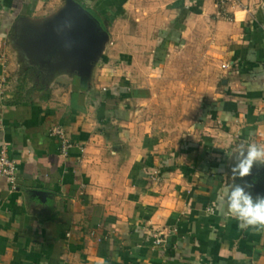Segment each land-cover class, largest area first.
Masks as SVG:
<instances>
[{
	"label": "crops",
	"instance_id": "0c3cea01",
	"mask_svg": "<svg viewBox=\"0 0 264 264\" xmlns=\"http://www.w3.org/2000/svg\"><path fill=\"white\" fill-rule=\"evenodd\" d=\"M216 2L0 0V264H264V0Z\"/></svg>",
	"mask_w": 264,
	"mask_h": 264
},
{
	"label": "clouds",
	"instance_id": "9594fccd",
	"mask_svg": "<svg viewBox=\"0 0 264 264\" xmlns=\"http://www.w3.org/2000/svg\"><path fill=\"white\" fill-rule=\"evenodd\" d=\"M254 164H264V144L250 143L240 147L233 173L241 178L250 175ZM251 185L233 184L222 189L220 196L226 202L228 212L242 226L264 229V196L253 197L248 191Z\"/></svg>",
	"mask_w": 264,
	"mask_h": 264
},
{
	"label": "built area",
	"instance_id": "2783aa9c",
	"mask_svg": "<svg viewBox=\"0 0 264 264\" xmlns=\"http://www.w3.org/2000/svg\"><path fill=\"white\" fill-rule=\"evenodd\" d=\"M229 1L232 0H217V8L225 12L226 5ZM236 1V0H233ZM50 132L57 135L59 137V153L66 157L70 153V149L73 146L72 141L70 140L69 136L67 135L64 127L60 124H56L50 128ZM18 174V164L16 160L11 155L9 148L6 144H3L0 148V175L6 177L9 181V184L15 187L16 177ZM164 239L161 236H156L154 241L156 243L162 242Z\"/></svg>",
	"mask_w": 264,
	"mask_h": 264
},
{
	"label": "rangeland",
	"instance_id": "374dc122",
	"mask_svg": "<svg viewBox=\"0 0 264 264\" xmlns=\"http://www.w3.org/2000/svg\"><path fill=\"white\" fill-rule=\"evenodd\" d=\"M68 44H71V42L69 41ZM70 51H73V50H70ZM70 51H69V55L68 56L67 55H64V56L68 57L67 59H68L69 62H74L73 60L76 59L77 57L74 54H71Z\"/></svg>",
	"mask_w": 264,
	"mask_h": 264
}]
</instances>
